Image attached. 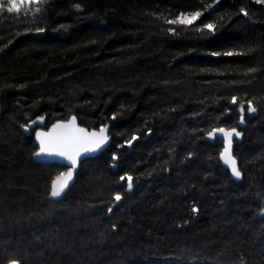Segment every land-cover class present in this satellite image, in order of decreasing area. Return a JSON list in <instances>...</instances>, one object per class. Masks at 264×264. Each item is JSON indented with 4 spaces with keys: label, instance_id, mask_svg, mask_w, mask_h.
Returning <instances> with one entry per match:
<instances>
[{
    "label": "trees",
    "instance_id": "trees-1",
    "mask_svg": "<svg viewBox=\"0 0 264 264\" xmlns=\"http://www.w3.org/2000/svg\"><path fill=\"white\" fill-rule=\"evenodd\" d=\"M0 5V264H264V0ZM71 117L111 143L54 202L34 133Z\"/></svg>",
    "mask_w": 264,
    "mask_h": 264
},
{
    "label": "snow or ice",
    "instance_id": "snow-or-ice-1",
    "mask_svg": "<svg viewBox=\"0 0 264 264\" xmlns=\"http://www.w3.org/2000/svg\"><path fill=\"white\" fill-rule=\"evenodd\" d=\"M38 3H43L44 0H36ZM29 3H31V0H29ZM23 3H17L16 0H9V5L7 6V11L9 13L13 11H19L21 7H23ZM3 5H0V8H3ZM36 11H39V8L36 9ZM241 11H244L241 9ZM201 15L200 12H195L191 14L192 19L198 18ZM170 24H175V23H185V18L183 14L181 15L178 20H172V21H167ZM191 22V21H189ZM204 27H206L209 31L213 30L214 25L213 24H206ZM225 55H233L234 53L232 52H226L224 53ZM254 71V70H253ZM233 104L237 103V98L232 97ZM243 105H241V112H243ZM249 112H255L256 108L252 105V102H248V109ZM41 120L43 118L41 117ZM243 120H241V123ZM74 119L69 122L67 125L63 124H57L53 126V131L52 133H49L47 135L43 133H37V139L40 142V148L39 151L35 153V156L40 157V156H59L62 159L68 160L71 164V169L65 173H61L55 181H53L52 186H51V192L50 195L51 197H59L61 193L64 192L65 188L68 186V182L72 179V169H75L77 166V160L78 158L83 154V153H91L97 151L105 142L107 137L103 135L104 130L101 129V134L97 136L95 133L91 134L90 139H84L82 137H56L53 134L58 130L62 128H67V127H72L74 126ZM27 131V128L25 129ZM214 131H219L223 133L224 135V140H225V149L224 152L221 155V158L224 159L225 163L229 165L231 168L233 176H235L237 179L240 178V170L237 167L236 160L232 157L231 155V138L233 136H239L240 133L233 128L230 131H227L223 128L214 130ZM79 132L83 133V130L80 129ZM214 133H209L210 136H212ZM135 139V137H133ZM129 145L131 144V141H128ZM113 160L117 159L116 155H113L112 157ZM132 177L131 176H121L120 180L125 181L127 180V188L130 191L132 189ZM114 199L118 202L121 200V195L119 192L114 196ZM112 209L109 208V212H111ZM193 212H196L197 209L193 207L192 209ZM262 213H264V210H262ZM11 264H18L17 261L13 260L11 261Z\"/></svg>",
    "mask_w": 264,
    "mask_h": 264
},
{
    "label": "water",
    "instance_id": "water-1",
    "mask_svg": "<svg viewBox=\"0 0 264 264\" xmlns=\"http://www.w3.org/2000/svg\"><path fill=\"white\" fill-rule=\"evenodd\" d=\"M0 111H1V107H0ZM73 119L75 121L74 126L67 127V128H62V129H58L53 135L56 136V137H82L84 139H90L92 133H95L97 136H99L101 134V129H103L104 130L103 135L105 137H107V139H106V142L97 151L91 152V153H83L78 158L76 168L75 169H72V173H73L72 179L68 182V186L65 188L64 192L61 193V195L59 197H55V198L51 197V195H50V200L51 201H54V202L60 201L68 193V191L70 190L71 186L74 184V181H75V178H76V173L79 170L80 163L82 161L86 160V159L95 158L96 156H98L99 154H101L103 151H105L108 148V146L110 145V143H111V137L109 135V133H110V126L109 125H106L104 127H101L99 129H91V130H88L87 128L79 125L78 124V121H77V119L75 117H71L67 121H59V122L53 123L46 130H37L34 133V140H35V143L37 145L36 152H38L39 151V148H40V142L37 139V133H43V134L47 135L49 133H52L53 126L54 125H57V124L67 125ZM80 129L83 130V133L79 132ZM215 130H218V129H215ZM227 131H229V130H227ZM210 133H214V134L212 136H210L209 134L207 135V139L209 141L214 142L215 139L222 140V142H223V150H222V153H223L224 152V149H225V140H224L223 133H221L219 131H214V130L211 131ZM233 139H234V136L231 138V149H230V151H231L232 157H233V150H234ZM222 153H221V155H222ZM221 155H220V163H221V165L223 167L231 170V168L229 167V165L226 164L225 161H224V159L221 158ZM34 161L37 162V163L57 164V165L66 167L67 168L66 172L69 171L71 169V167H72L71 164H70V162L68 160L62 159L59 156H40V157H37L34 154ZM231 176H232L233 179H237L235 176H233L232 171H231ZM56 179H57V177L53 181H55ZM53 181H52V183H53ZM52 183H51V186H52ZM50 192H51V190H50Z\"/></svg>",
    "mask_w": 264,
    "mask_h": 264
},
{
    "label": "rangeland",
    "instance_id": "rangeland-1",
    "mask_svg": "<svg viewBox=\"0 0 264 264\" xmlns=\"http://www.w3.org/2000/svg\"><path fill=\"white\" fill-rule=\"evenodd\" d=\"M0 2H7L9 4V0H0ZM17 3H23L24 6L29 4V0H16ZM31 2H36V0H31ZM185 18V23H190L189 21H193L191 16L189 17H184Z\"/></svg>",
    "mask_w": 264,
    "mask_h": 264
}]
</instances>
